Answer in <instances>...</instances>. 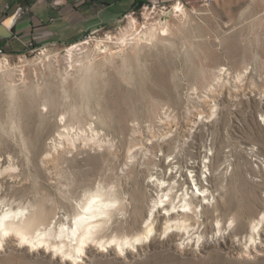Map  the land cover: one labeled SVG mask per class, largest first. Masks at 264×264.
I'll list each match as a JSON object with an SVG mask.
<instances>
[{
  "label": "rangeland",
  "instance_id": "obj_1",
  "mask_svg": "<svg viewBox=\"0 0 264 264\" xmlns=\"http://www.w3.org/2000/svg\"><path fill=\"white\" fill-rule=\"evenodd\" d=\"M150 29L157 36L140 39ZM0 60L3 210L27 207L59 228L94 194L118 196L124 211L107 239L143 232L156 214L137 252L80 264H264L253 249L264 221L251 239L264 215V0H161L78 43ZM165 193L173 216L155 207ZM5 245L0 264H64L17 240Z\"/></svg>",
  "mask_w": 264,
  "mask_h": 264
},
{
  "label": "bare ground",
  "instance_id": "obj_2",
  "mask_svg": "<svg viewBox=\"0 0 264 264\" xmlns=\"http://www.w3.org/2000/svg\"><path fill=\"white\" fill-rule=\"evenodd\" d=\"M173 7L175 13L180 12L181 15L185 14L184 6L181 2L177 3ZM131 18L132 26L133 23L136 22V19L133 17ZM169 28V25H165L160 30L164 31ZM155 36H157L156 31L150 29L146 33L141 34L140 39L147 37L154 38ZM120 40L124 43L127 42L126 34H123ZM82 44L84 43L71 46L69 51L72 52ZM69 132L70 131H68V134ZM66 137L68 138L69 135ZM158 181L159 183L157 184V187L162 192H165L168 189L165 188L168 181L166 178H161ZM196 185L197 190L199 189L200 191L198 197H203L205 201H210V197L207 194L209 189L201 186L198 182ZM165 195L168 197L167 200L164 199ZM94 198L98 200V203L91 204L90 202ZM171 198L172 197H169V193H165L164 196L156 202L155 207L160 208L159 205L164 204L163 209L169 212L170 216H173L174 212H171V210L176 209L177 206L174 205L171 209L170 206L167 205V202L172 200ZM112 205H114V207ZM118 205H122V200L118 196L110 197L108 195L105 197V194L97 193L91 196L89 202L84 206L83 212L77 214L78 216L83 217V219L79 220L76 224L70 223L68 225L63 223L59 226V228H48L45 218L43 217L42 219L39 215L40 213L28 215L27 210H29V208L27 207L20 208L18 210H14L12 208L3 210L0 204V248L5 247V243L9 244L12 240H17L20 245H24L29 249L31 248V251L38 250L37 252H40L43 250V253L45 254L51 253L60 257L64 264H80L84 261L78 260V257L85 256L90 258L91 256L100 253H109L112 251L118 256L128 257L133 254L132 251L134 250L132 249L138 248L142 242L149 241L155 231V219H157V216L154 212H152L145 230L135 236H129L126 234L122 236L115 234V236L107 239L103 236V233L114 227H109V224L113 218L117 216L116 212L120 213L124 211V208H120ZM192 205V202L185 199V204L182 207L190 210ZM179 212L185 213L186 218L189 217V214L185 211L180 210ZM263 221L264 219H259L253 226V231L251 232L252 240L256 239L255 233L259 231L260 225ZM68 226H70L69 230L61 231L62 227ZM181 226L188 228L189 225L186 221H183L180 223V227ZM116 227L113 228L114 231L118 229V227ZM171 227L172 225H169L167 230ZM45 246H47L46 249ZM253 249L255 252L261 253L264 250V243L262 242L260 246H253Z\"/></svg>",
  "mask_w": 264,
  "mask_h": 264
},
{
  "label": "crops",
  "instance_id": "obj_3",
  "mask_svg": "<svg viewBox=\"0 0 264 264\" xmlns=\"http://www.w3.org/2000/svg\"><path fill=\"white\" fill-rule=\"evenodd\" d=\"M155 3L161 0H146ZM135 0H0V25L14 29L0 39L9 55L32 46L74 44L89 33L119 20ZM11 20V26L7 21Z\"/></svg>",
  "mask_w": 264,
  "mask_h": 264
},
{
  "label": "snow or ice",
  "instance_id": "obj_4",
  "mask_svg": "<svg viewBox=\"0 0 264 264\" xmlns=\"http://www.w3.org/2000/svg\"><path fill=\"white\" fill-rule=\"evenodd\" d=\"M11 23H12L11 20L7 21L8 26H11ZM169 159H171V158H169ZM189 175H191V173H189ZM153 179H155V178L153 177ZM191 186H192L193 188L196 187L195 183L192 184ZM199 194H200V191H199V189H198L197 192H196V195H199ZM164 199H165V200L168 199L167 195H165ZM90 203H91V204H96V203H98V200L94 198V199L91 200ZM112 206L114 207V205H112ZM159 207H160L161 209H163V208H164V204H160ZM154 210H155V209H154ZM173 211H175V209H173ZM182 211L188 212L189 209H188V208H183ZM165 214H167V212H165ZM64 219H68V218H67V217H64ZM81 219H83V217H80V216L77 215V216H76V219L73 220L72 223H73V224H76V223H77L79 220H81ZM261 219H264V216H262ZM53 223H55V221H53ZM218 226H219V225H218ZM69 228H70V226H68V227H62V228H61V231H67V230H69ZM73 230H74V229H73Z\"/></svg>",
  "mask_w": 264,
  "mask_h": 264
},
{
  "label": "water",
  "instance_id": "obj_5",
  "mask_svg": "<svg viewBox=\"0 0 264 264\" xmlns=\"http://www.w3.org/2000/svg\"><path fill=\"white\" fill-rule=\"evenodd\" d=\"M14 32V29L9 30L6 27V24H1L0 25V39H8L12 37V34Z\"/></svg>",
  "mask_w": 264,
  "mask_h": 264
},
{
  "label": "trees",
  "instance_id": "obj_6",
  "mask_svg": "<svg viewBox=\"0 0 264 264\" xmlns=\"http://www.w3.org/2000/svg\"><path fill=\"white\" fill-rule=\"evenodd\" d=\"M151 3L147 2L146 0H135L134 4L132 5L131 9L132 11L134 10H139L143 8L145 5H150ZM34 48H37V46L33 45Z\"/></svg>",
  "mask_w": 264,
  "mask_h": 264
},
{
  "label": "built area",
  "instance_id": "obj_7",
  "mask_svg": "<svg viewBox=\"0 0 264 264\" xmlns=\"http://www.w3.org/2000/svg\"><path fill=\"white\" fill-rule=\"evenodd\" d=\"M3 53H4V51L2 49H0V54H3Z\"/></svg>",
  "mask_w": 264,
  "mask_h": 264
}]
</instances>
